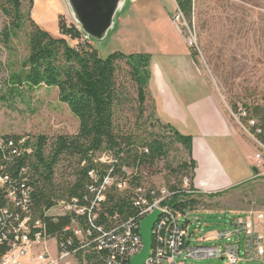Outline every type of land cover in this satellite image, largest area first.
<instances>
[{
	"label": "rangeland",
	"instance_id": "rangeland-1",
	"mask_svg": "<svg viewBox=\"0 0 264 264\" xmlns=\"http://www.w3.org/2000/svg\"><path fill=\"white\" fill-rule=\"evenodd\" d=\"M50 2L52 0L41 4L38 0L33 17L27 2L23 4L22 12H30L35 23L55 36L58 33L57 6ZM124 8L116 17L114 28L102 40L87 39L99 57L106 59L116 52L124 55L149 54L153 83L156 70L153 67L151 69V62L162 72L165 67L172 72V76L177 77L168 80H171L170 84L176 91L181 87L188 100L197 98L203 91L214 93L231 123L248 142L231 148L230 163H235L233 169L241 171L246 165L248 171H253L248 162L253 155L251 148L254 150L256 147L230 114L237 113L239 109L249 112L255 106H264V0H193L191 20L184 18L177 25L173 21L177 9L175 0H131ZM6 24L8 20L0 12V32ZM28 33L29 24L26 22L13 35L8 48L0 44V62L4 67L0 72V96L8 92L6 83L9 75L19 72L22 62L27 58ZM69 44L74 46L76 42L69 41ZM166 59L170 62H166ZM119 65L117 81L124 84L135 99V88L126 75L125 62ZM20 92L22 97L0 101V136L42 135L51 138L77 132L78 121L67 106L59 101L55 88L42 86L34 91L23 89ZM116 118L124 129L137 124L144 131L159 132L166 125L156 118L155 103L150 93L143 114L136 110L133 101L128 108L118 112ZM155 119L160 121L159 125ZM186 159V152L181 145H171L167 159L142 169L143 189L156 192L162 189L170 191L171 187L179 189L181 178L186 174L172 170ZM262 179L260 189L255 192L250 189L251 186H243L221 200H199L192 210H187V218L193 223L190 232L198 227L197 221L205 232L221 230L225 228L228 218L247 214L240 212V209L254 213L259 208L263 210ZM55 213V210H50L46 214L52 217ZM263 220L264 216L260 213L264 229ZM195 234L198 236L197 230ZM55 249V239H51L48 243L51 259L55 258ZM71 261L77 264L75 256L56 264H70ZM190 263L226 264L209 261Z\"/></svg>",
	"mask_w": 264,
	"mask_h": 264
},
{
	"label": "trees",
	"instance_id": "trees-1",
	"mask_svg": "<svg viewBox=\"0 0 264 264\" xmlns=\"http://www.w3.org/2000/svg\"><path fill=\"white\" fill-rule=\"evenodd\" d=\"M25 2L31 10L32 0H0V12L8 20L0 32V44L4 48H8L13 35L26 22L29 24L27 58L19 72L9 75L6 83L8 92L0 96V101L22 97L20 91L23 89L55 88L59 101L77 119L78 130L73 135L29 137L27 145L32 154L14 157L7 164L6 173L16 176L21 168L28 169L34 215L44 221L47 234L58 243L66 244L70 238L71 245L67 248L71 251L79 245L70 231H64L69 225V217L53 222L45 216L46 212L61 200L77 199L89 207L95 196L87 188L99 186L106 176H117L127 179L128 187L120 191L113 184L105 189L103 200L94 209L97 214L95 226L111 230L137 218L140 209L133 200L137 197L136 190L142 187V169L167 159L171 145H181L187 156L172 172L185 173L193 179L196 163L192 158V137L179 133L169 124L161 127L162 131L155 132L144 131L137 124L124 129L117 123L116 114L128 108L133 101L136 110L143 114L151 80L149 54L116 52L102 59L82 32L68 24L64 16L58 17L60 36L55 37L37 25L30 12H22ZM175 3L184 18L190 21L193 0H175ZM69 41L76 44L71 46ZM123 61L127 67L126 75L135 88V99L128 88L117 81L119 64ZM3 68L0 62V72ZM250 111H247L251 113L250 117L257 121L251 130L259 129L258 138L264 143V106H255ZM155 122L160 123L158 119ZM2 137L12 141L21 138ZM102 154H110L113 162L103 164L96 161ZM122 168L132 169V172L126 176ZM90 172L95 173L96 182L90 178ZM150 191L153 190L146 191L147 198ZM170 191L178 192L166 204L180 212L192 210L203 198L200 193L186 195L175 187ZM84 197L86 202H82ZM74 256L77 264H107L111 257L107 251L91 247L78 250ZM116 261L117 264H129L125 259Z\"/></svg>",
	"mask_w": 264,
	"mask_h": 264
},
{
	"label": "built area",
	"instance_id": "built-area-1",
	"mask_svg": "<svg viewBox=\"0 0 264 264\" xmlns=\"http://www.w3.org/2000/svg\"><path fill=\"white\" fill-rule=\"evenodd\" d=\"M173 21L176 25L184 21L178 8ZM231 116L256 147L254 168L264 172V143L258 138L260 130H251L257 125L256 119L251 118L245 109L232 112ZM28 141L29 137L12 141L0 136V264H56L89 247L107 251L111 256L107 264H117L116 259L129 262L142 248L140 221L155 210L161 214L153 226L152 247L145 264H192L190 261L205 260L226 264H264V237L257 230V215L254 212L228 218L221 230L205 232L197 221V236L195 229L190 232L193 223L187 218V210L180 212L166 204L178 191H150L147 198L145 189L138 188L137 197L133 200L140 209L137 218L111 230L95 226L97 214L94 209L103 200L105 189L113 184L120 191L128 187L127 179L117 176H106L99 186L87 188L95 196L89 207L71 199L58 201L50 209L56 211L49 217L53 222L69 217V225L64 231H70L79 245L70 251L67 248L71 245L70 238L66 241L67 245L55 240L56 255L51 259L48 243L52 238L47 234L44 221L36 217L31 208L28 169L21 168L16 176L6 173L7 164L14 157H29L32 154ZM96 161L111 164L113 159L110 154H102ZM122 172L127 176L132 169L122 168ZM89 176L96 182L94 172H90ZM191 186V176L184 175L179 190L186 195H197L198 191ZM86 201L84 197L82 202Z\"/></svg>",
	"mask_w": 264,
	"mask_h": 264
},
{
	"label": "crops",
	"instance_id": "crops-1",
	"mask_svg": "<svg viewBox=\"0 0 264 264\" xmlns=\"http://www.w3.org/2000/svg\"><path fill=\"white\" fill-rule=\"evenodd\" d=\"M32 1L31 16L36 9L38 0ZM45 1L48 2V0H39L41 4ZM130 1L124 0L123 8L129 5ZM50 4L57 6V22L58 17L62 15L68 24H73L80 31L82 30L81 26L76 22L69 0H52ZM123 10L119 11L116 17ZM115 19L114 25H116ZM39 26L41 27L42 25ZM55 36H60L59 32ZM166 62L170 61L166 59ZM152 67L156 70V79L154 83L150 80L148 90L155 103L156 118L169 124L179 133L192 137V158L196 163L192 179L194 189L204 199L218 198L219 200L224 199L227 194L243 186H251L250 189H253L254 192L260 189V179L264 178V172L257 170L256 172H250L247 170L246 165L243 164L242 170L239 171L238 169H233L235 163H230L229 152L231 148L234 149V147H238L241 144L246 145L248 142L231 123L228 114L220 105L218 97L212 92L203 91L197 98L188 100L181 87H178L179 90L176 91L171 86V80L177 79V77L171 75L172 72H169L165 67L162 72L153 62H151V69ZM168 79H171L170 82ZM230 117H232L231 114ZM251 150L253 155L251 161L248 162V166L253 170L255 169V148L254 150L251 148ZM261 181L264 182V179ZM216 194L218 196L214 197L213 195ZM248 211L240 209V212L248 213ZM260 213L264 216V209L261 211L260 208L256 210L257 230L264 237ZM205 261L222 262L218 260ZM70 264L76 263L71 261Z\"/></svg>",
	"mask_w": 264,
	"mask_h": 264
},
{
	"label": "water",
	"instance_id": "water-1",
	"mask_svg": "<svg viewBox=\"0 0 264 264\" xmlns=\"http://www.w3.org/2000/svg\"><path fill=\"white\" fill-rule=\"evenodd\" d=\"M76 22L88 39L102 40L114 28V19L123 9L124 0H69ZM256 172V169H253ZM160 211L155 210L140 221L139 235L142 248L129 264H145L152 247V231Z\"/></svg>",
	"mask_w": 264,
	"mask_h": 264
}]
</instances>
